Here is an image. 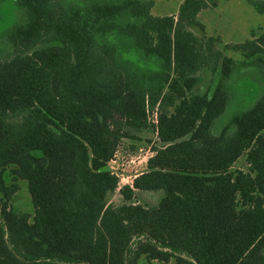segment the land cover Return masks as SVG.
I'll return each mask as SVG.
<instances>
[{"label":"trees","instance_id":"trees-1","mask_svg":"<svg viewBox=\"0 0 264 264\" xmlns=\"http://www.w3.org/2000/svg\"><path fill=\"white\" fill-rule=\"evenodd\" d=\"M14 3L26 21L0 59V264H264V94L213 133L234 73L264 80V28L208 37L199 15L217 0L164 17L154 0ZM206 70L218 81L196 93ZM145 131L147 170L119 189L109 164ZM20 181L33 215L14 207ZM143 192L163 195L147 206Z\"/></svg>","mask_w":264,"mask_h":264},{"label":"rangeland","instance_id":"rangeland-1","mask_svg":"<svg viewBox=\"0 0 264 264\" xmlns=\"http://www.w3.org/2000/svg\"><path fill=\"white\" fill-rule=\"evenodd\" d=\"M93 0H64L69 6H82ZM104 1V0H101ZM184 0H154L151 14L156 17L172 16L178 13ZM205 26L208 37H219L223 44H241L251 38L252 31L261 32L264 28V15L259 14L247 3V0H217L215 8L203 10L199 15ZM25 15L18 10L14 0H0V59L6 58L11 52V46L6 33L18 25L24 24ZM197 33L200 34L197 30ZM228 56L236 61L243 58L240 53L228 52ZM217 75L209 70L201 73V81L195 87L196 93L208 92L211 94L217 83ZM230 89V101L225 113L215 123L213 133L220 134L230 123L233 117L253 107L255 102L264 94V80L257 67L237 70L227 84ZM153 117H151V120ZM140 141H124L118 150L116 162L112 163L115 172L121 178L120 186L131 185L135 177L147 170V161L153 156L152 146L157 141L153 131L139 134ZM235 168L245 169V160L242 158ZM20 190L13 199L16 210L22 213L34 214V207L28 186L20 181ZM163 193H138L136 202L154 206L160 201ZM122 197L117 191L110 198L109 203L118 205Z\"/></svg>","mask_w":264,"mask_h":264},{"label":"built area","instance_id":"built-area-1","mask_svg":"<svg viewBox=\"0 0 264 264\" xmlns=\"http://www.w3.org/2000/svg\"><path fill=\"white\" fill-rule=\"evenodd\" d=\"M152 122L155 123V124H157V113H156V112H154ZM117 157H118V152L116 153V155L114 156V158L111 160V162H110V164H109V165H110V168H111L113 171H115V168L112 166V163L116 162ZM118 176H119V174H118ZM119 178H120V177H119ZM120 181H121V178H120ZM131 185H132V184H131ZM120 188H121V186H120V183H119V189H120Z\"/></svg>","mask_w":264,"mask_h":264}]
</instances>
